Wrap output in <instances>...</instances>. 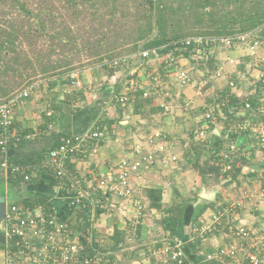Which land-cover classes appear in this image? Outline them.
I'll return each mask as SVG.
<instances>
[{"label":"built area","instance_id":"1","mask_svg":"<svg viewBox=\"0 0 264 264\" xmlns=\"http://www.w3.org/2000/svg\"><path fill=\"white\" fill-rule=\"evenodd\" d=\"M174 46L178 52L172 51L161 56L158 49L143 50L109 62L108 66L117 70L135 59H141L142 62H148L150 59L161 60L166 76L174 78L180 88L194 86L198 97L210 98L212 101L203 105L200 116L202 127L195 130L194 138L206 144L215 153L217 148L214 141L218 135L214 130L216 127L222 130L225 145L214 155L216 157L214 164L220 170L219 178L224 179L225 174L233 171L238 161L248 156L254 148L264 152V40L258 31L252 30L230 37L186 38L175 42ZM236 49L242 53L239 55L228 53L229 50ZM183 50H189V56H185ZM218 52H221L219 56L216 55ZM211 58L217 60L215 72L209 68ZM242 66H245L246 71L241 69ZM227 67L232 69L229 70ZM200 69H208V72L198 75ZM81 74L79 70L69 74L72 87L81 84ZM150 76L152 75L149 74ZM220 77L227 79L228 88L238 95L243 105L241 109L229 106V111L233 113L232 118H227L223 111L226 102H230L229 99L219 101L218 96L209 91L210 84ZM245 84L247 88L242 90ZM36 85L28 86L9 101L0 104V153L3 156L1 163L3 175L7 179L12 175H22L24 180L28 181L31 177L29 173L31 168L50 169L56 177L57 190L70 207L80 208L83 202H89L95 211L102 207L103 197L113 194L114 198L129 201L133 208V224L140 223L145 204L144 200L137 196L133 181L137 178L144 182L143 172L161 165L178 163L180 154L167 155L175 143L170 141L168 134L162 130L150 133L145 141L133 145L130 156L120 159L114 169L100 174L90 191H84L79 180H72L67 171V163L73 157L85 155L91 142L99 140L106 134V127L98 119L84 131L66 137L58 147L52 148L41 164L26 166L14 163L9 158L14 108L22 98L30 95ZM125 86L127 89L123 93L114 91L110 98L121 106L134 102L135 97L130 96V93L139 91L136 79H127ZM158 93L155 91V84H152L149 90L142 91L141 96L149 98ZM163 93L162 91L161 94ZM254 100L256 103L253 104ZM161 106L165 113H171L175 108L173 103L166 101L162 102ZM226 121L228 124L225 126ZM210 175L215 176L214 173ZM253 196L255 192L246 191L231 204L217 207L210 221L203 226L202 236L205 237V233L212 231L213 226L220 222L225 213H234L244 206V201H250ZM0 227L5 237L4 246L0 248L2 264H115L108 253L98 249L87 254L85 245L79 238V232L77 231L75 237L76 231L60 219L58 209L54 205L23 206L8 203ZM236 234L248 242L250 248L245 250L236 244L225 245L208 254L207 258H230L241 261L243 255L246 264H262L264 226L260 231H255L243 225L238 228ZM136 237L128 239L133 241ZM158 250L163 254L164 264H184L186 261L195 264L188 257L182 238H167L163 247ZM241 253L243 254L240 256Z\"/></svg>","mask_w":264,"mask_h":264},{"label":"crops","instance_id":"2","mask_svg":"<svg viewBox=\"0 0 264 264\" xmlns=\"http://www.w3.org/2000/svg\"><path fill=\"white\" fill-rule=\"evenodd\" d=\"M232 52L235 55L242 53L239 49ZM227 69L230 70L232 67H227ZM94 72L95 70L92 68H85L81 74V84L74 87L62 88L63 83L59 78L57 80L45 79L37 83L35 91L16 104L13 136L9 145V158L13 162L26 166L35 165L28 162L31 159L37 160L38 163L42 162L40 160H44L47 153L59 142L68 136L84 131L96 119L106 127V134L99 140L91 142L85 155L73 157L67 163L72 170L70 177L72 180H79L84 191L91 190L100 174L109 172L114 169L120 159L130 156L135 143L145 141L150 133L157 130L166 132L170 136V141H175V145L167 155L176 153L181 157L183 150L180 142L187 137V134H182L181 126L188 125V123L196 127L201 126V115L196 111L202 110L205 102H211L210 98L198 97L196 88L189 86V88H183L184 94L181 99L186 105L193 102V106L191 105L195 113L193 115H191L193 112H183L178 105L175 106L172 114L164 113L161 106L163 99L154 95L149 98H153L155 104L151 106L145 104L139 109L137 97H142V91L149 90L150 86L154 84L148 76L143 80V85H139V91L130 93V96L135 97V101L121 106L110 98L112 92L123 93L127 89L125 86L127 74L124 69L114 70L111 76L107 73L99 75L96 72L94 75ZM222 80L226 79L216 78L215 82ZM74 88H83L84 96L82 98L81 96L75 97L72 101L73 105L70 107H67L65 103L57 102L58 98H64V93L69 94ZM246 88L245 84L242 90ZM209 91L219 97L223 90L219 94L214 93L213 88ZM58 93H60L59 97L55 98L54 96ZM54 104L62 108L55 109ZM73 111L77 113H72ZM177 124H180L179 129H177ZM218 130L219 133L215 132V134L222 137V130ZM204 155L205 153L203 158ZM244 159L248 162L244 168L245 176L241 177L238 182H226L221 178L219 179L220 184H216L213 178H206L204 181L196 170L180 164L181 161L182 163L186 162L184 156L178 163L168 166L161 165L143 172L144 182L137 178L133 181L137 196H140L145 204L142 223L139 224L142 226L141 232H143L141 241L140 233L137 232L138 225L133 226L132 205L128 200L120 198L106 199L102 207L95 211L87 202L85 206L89 209L90 220L94 213L92 221L94 237L97 234L103 236L105 232L112 236L115 231L119 230L127 237L126 242L134 256V263L164 264L161 260L163 254L159 253L158 249H161L165 244L169 237V231L163 225V212L159 205L170 203L174 196L188 195L193 191H198L200 196L205 188L215 189L217 195L214 201L200 196V199L194 204V213L192 212L187 217L186 222L185 220L179 222L178 227L184 238L182 240L185 242L187 254L191 259L196 260L195 264H246V261L243 260V253L240 254L243 261L230 258H207L208 254L225 245L236 244L247 250L250 248V244L236 234L237 229L245 225L255 231H260L264 226V152L254 148ZM2 160L3 156L0 153V177L3 178L2 180L0 178V190H4L6 197L16 198V200L8 202H30L39 198L53 203L58 209L60 219L67 222L73 230L77 229L74 233L76 237L83 222L82 209L72 208L68 205L67 200L57 190L53 171L42 167L31 168L30 180L36 181L30 183L29 180H23L17 187L12 188L9 186V179L1 174ZM252 168L257 170L258 174H251L250 169ZM41 172L43 173L41 174ZM260 175L262 176L261 180ZM246 191L255 192V198L253 196L250 201H244V206L234 213H225L220 222L213 226V230L205 233V237H203L202 228L210 221L213 211L218 206L224 207L231 204ZM202 204L208 206L200 217L201 224H191L190 220L195 217ZM132 236L137 237L135 240L129 241L128 238ZM72 238H74L73 235ZM261 257L262 264H264V251Z\"/></svg>","mask_w":264,"mask_h":264},{"label":"trees","instance_id":"3","mask_svg":"<svg viewBox=\"0 0 264 264\" xmlns=\"http://www.w3.org/2000/svg\"><path fill=\"white\" fill-rule=\"evenodd\" d=\"M252 30L258 31L264 40V0H0V104L9 101L28 86L37 84L36 80L40 78H59L63 83L62 88L71 87L68 76L75 70L82 72L85 68L104 69L111 76L114 70L109 69L108 63L133 53L158 49L159 54L164 56L168 52H178L174 43L186 38L230 37ZM183 53L189 56V50H183ZM216 55L219 56L218 53ZM216 66V58H211L209 68L212 72L216 71ZM241 69L246 71L245 66ZM59 94L54 97H59ZM80 96H84L83 88H74L71 93H64V98H58L57 102L70 107L73 99ZM139 97V109L145 104H155L153 98ZM226 99L230 102H226L223 111L227 118H232L229 106L241 109L243 105L238 95L228 87L217 97L219 101ZM53 107L59 108L55 104ZM196 112L202 115L203 110ZM227 122L224 123L225 126ZM179 126L177 124L178 128ZM186 127L187 125L181 126L182 134L186 133ZM196 128L186 133L189 141L181 140V157L183 159L184 156L186 162H180L182 159L179 162L196 170L204 181L206 178H213L216 184H220V170L214 164V155L225 145V140L223 136L215 137L214 145L217 150L214 153L206 144L195 140ZM204 153L208 157L205 160ZM36 161L28 160L32 164H37ZM238 162L233 171L225 174L226 182H238L245 176L244 168L248 162L244 158ZM67 171L71 175L72 170L68 164ZM250 173L255 175L258 171L252 168ZM1 174L3 175L2 172ZM23 180L22 175H12L9 177V186L17 187ZM34 181L36 180H29L30 183ZM111 198H114L113 194L103 197L102 205L106 199ZM199 199L198 191H193L188 195L174 196L166 205H159L163 212V225L169 231L167 238L184 239L178 227L179 222H186ZM38 203L47 207L53 205L39 198L30 202H16L23 206ZM85 205L87 202L80 205L83 222L78 232L86 253L91 254L95 249L100 250V247L94 238L90 212ZM207 206L200 205L199 211L190 220L191 224H201L200 217ZM141 223L142 221L133 224L138 225L140 241L143 237L142 226L139 225ZM111 237L115 249L113 253L108 251V254L115 261L114 252L124 251L129 245L127 237L119 230ZM3 246L0 243V248ZM191 260L196 263L195 259Z\"/></svg>","mask_w":264,"mask_h":264},{"label":"rangeland","instance_id":"4","mask_svg":"<svg viewBox=\"0 0 264 264\" xmlns=\"http://www.w3.org/2000/svg\"><path fill=\"white\" fill-rule=\"evenodd\" d=\"M228 53H230V55H235L232 52V50H229ZM87 69H90V68H87ZM109 69H111V68H109ZM121 69H124V72L127 74V77H126L127 79L136 78V80L138 81V86L143 85V83H142L143 80H145L149 76V74L152 75L148 78H151L152 82L155 84V91L159 92L157 95H154V96H159L161 99H163L162 102L166 101L168 103H173L175 106L178 105V107H181V110L183 112H186V113L193 112L194 109L192 110V107H191V105L193 106V102H190L189 105H186L184 103V101L181 99L182 94H184L183 88H180L177 85L174 78L171 79V78L165 77L166 74L164 73V67H163V64L161 63V60L150 59L148 62L147 61L142 62L141 59H135V60H132L130 62V64H128L126 66H122ZM94 70L96 73H99V75H101V73H107V71L104 69L103 70L94 69ZM112 70H115V69H112ZM95 72H94V75H95ZM203 72L207 73L208 69H204V70L200 69V71H198L197 73H198V75H201ZM43 79L44 78H40V79L36 80V82H42ZM226 87H228L227 79L219 81V82H215V80H214L210 86V90L213 88V90H215L214 93L219 94ZM184 89H185V87H184ZM35 90L36 89H34L33 91H35ZM112 90H114V89H112ZM162 91L164 92L163 94H161ZM187 102H189V101H187ZM170 114H172V113H170ZM191 115H193V113H191ZM195 128H196L195 126H194V128L192 127L191 123L190 124L188 123V125L186 127V133H190V131L194 130ZM177 129H179V128H177ZM182 140L189 141L187 137L185 139H182ZM174 152H176V151H174ZM206 158H208V157L206 155H204L203 160H205ZM195 173H197V172H195ZM261 178H262V176L260 175V180H261ZM235 195L237 196L236 192H235ZM255 196H254V198H255ZM9 199H10V201H14V199L16 200V198H14L13 196ZM0 229H1V227H0ZM103 234H104L103 236H99L97 234L94 237L96 242H98V244H99L100 251H102L104 253H108V251H110L113 253L115 246H114L113 239H111L112 237L110 236V234L108 232H105ZM114 254H115L114 255L115 256V261H114L115 264H136V263H134V261H135L133 258L134 256H133L130 249L126 248L124 251H115ZM161 260H162V257H161ZM2 263H3V256L0 253V264H2Z\"/></svg>","mask_w":264,"mask_h":264},{"label":"water","instance_id":"5","mask_svg":"<svg viewBox=\"0 0 264 264\" xmlns=\"http://www.w3.org/2000/svg\"><path fill=\"white\" fill-rule=\"evenodd\" d=\"M216 133H219L218 131V128L216 127L215 130H214ZM216 195H217V192L215 189H204L200 196L202 198H205L207 200H210V201H214L216 199ZM8 201H10V199L8 197H6V194L3 190H0V224L2 222V220L5 218V214H6V209H7V205H8ZM0 243L1 244H4L5 243V237L3 235V233L1 232L0 230Z\"/></svg>","mask_w":264,"mask_h":264}]
</instances>
